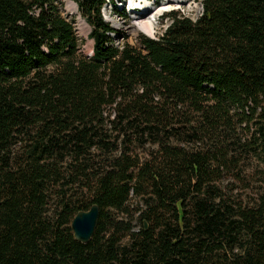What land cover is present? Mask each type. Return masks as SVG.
Returning a JSON list of instances; mask_svg holds the SVG:
<instances>
[{
	"label": "trees",
	"instance_id": "obj_1",
	"mask_svg": "<svg viewBox=\"0 0 264 264\" xmlns=\"http://www.w3.org/2000/svg\"><path fill=\"white\" fill-rule=\"evenodd\" d=\"M72 1L90 58L58 0H0V264H264V196L214 185L264 146V0H196L122 47L104 0ZM92 204L82 244L70 223Z\"/></svg>",
	"mask_w": 264,
	"mask_h": 264
},
{
	"label": "rangeland",
	"instance_id": "obj_2",
	"mask_svg": "<svg viewBox=\"0 0 264 264\" xmlns=\"http://www.w3.org/2000/svg\"><path fill=\"white\" fill-rule=\"evenodd\" d=\"M71 1L72 0H58V5L61 15L72 25L74 36L78 44V53L86 57L92 50L93 45L92 40L89 38L90 27L79 13L78 8L76 9L74 6L73 3L75 2L72 1L73 3H71ZM167 10L175 11L182 16L194 20L200 15L201 4L199 1L190 0V5H169ZM148 12L149 11L146 12L144 17L147 16ZM104 13L105 15L107 14V12ZM128 18L129 17L126 19ZM125 23L126 26H128H125V28H129L132 22L128 19L125 20ZM168 25L169 22L166 21L165 15L159 17L156 22L153 37L155 38L160 35ZM114 27L117 28L115 25ZM126 32L127 33L124 34V42L130 45H135L138 38L144 36L138 31H134L136 33H133L127 29ZM119 42L123 43L122 39H120ZM254 130V123L251 122L248 124V129L245 125H242V128L238 129V133L242 141L248 143ZM131 147L135 149L134 154H137L140 159L146 158L145 152L151 150L148 146L140 148L136 145H132ZM241 159V162L237 164L236 168L230 170L223 169L220 179L216 181L214 185L220 189L221 193L224 194L230 202L239 203L242 206H252L258 203L260 198L264 196V146L253 145L252 152L249 155H244ZM141 206V198H136L132 194L130 196L129 210L133 213V211Z\"/></svg>",
	"mask_w": 264,
	"mask_h": 264
},
{
	"label": "built area",
	"instance_id": "obj_3",
	"mask_svg": "<svg viewBox=\"0 0 264 264\" xmlns=\"http://www.w3.org/2000/svg\"><path fill=\"white\" fill-rule=\"evenodd\" d=\"M158 3L161 4V0H105V4L102 8V15L105 18V20L109 23V26L111 27V32L109 33V35L110 38L112 39L113 45L117 47L120 46L122 47L125 43L124 34L127 33L126 30L129 29V31H131L130 27L125 28L126 26L125 20L129 19L131 20V22H133V20L144 18L143 14L145 10L153 11L154 9L162 8V7L157 8L156 4ZM143 6L144 8H148V9H144ZM104 12H107V14L105 15ZM166 12L167 10L165 9L160 15ZM127 17L129 18L126 19ZM114 25L117 28H115ZM138 32L142 33L139 29ZM142 35L146 36L144 33H142ZM120 39H122L123 43L119 42ZM137 43L138 40L135 42V44ZM90 55L91 52L87 54L88 57Z\"/></svg>",
	"mask_w": 264,
	"mask_h": 264
},
{
	"label": "water",
	"instance_id": "obj_4",
	"mask_svg": "<svg viewBox=\"0 0 264 264\" xmlns=\"http://www.w3.org/2000/svg\"><path fill=\"white\" fill-rule=\"evenodd\" d=\"M99 219V208L92 204L86 211H78L70 223L73 238L86 244L94 234Z\"/></svg>",
	"mask_w": 264,
	"mask_h": 264
},
{
	"label": "bare ground",
	"instance_id": "obj_5",
	"mask_svg": "<svg viewBox=\"0 0 264 264\" xmlns=\"http://www.w3.org/2000/svg\"><path fill=\"white\" fill-rule=\"evenodd\" d=\"M169 2H176V5H178V4H182V5L189 4L190 5V0H162V7L163 8L155 9V10L151 11L147 17L139 18L137 20H133V22L130 25L131 31L133 33H136L134 31H138V29H139L145 35L153 36L155 33L154 30H155L157 19H158L159 15L165 10L164 8L166 7V5L169 4ZM74 6H75V4H74ZM143 8H144V6H143ZM144 9H148V8H144ZM140 19H142V20H140Z\"/></svg>",
	"mask_w": 264,
	"mask_h": 264
}]
</instances>
